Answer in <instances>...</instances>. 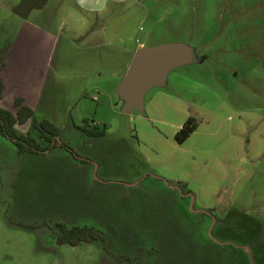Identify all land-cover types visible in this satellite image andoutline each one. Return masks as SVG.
<instances>
[{
	"label": "rangeland",
	"instance_id": "obj_1",
	"mask_svg": "<svg viewBox=\"0 0 264 264\" xmlns=\"http://www.w3.org/2000/svg\"><path fill=\"white\" fill-rule=\"evenodd\" d=\"M19 1L0 0V36L20 26ZM143 1L134 41H183L195 58L147 90L143 111H124L116 77L81 96L59 139L94 164L64 147L20 153L0 133V264H264V0ZM217 206L238 212L223 221ZM57 222L101 236L60 242Z\"/></svg>",
	"mask_w": 264,
	"mask_h": 264
},
{
	"label": "crops",
	"instance_id": "obj_2",
	"mask_svg": "<svg viewBox=\"0 0 264 264\" xmlns=\"http://www.w3.org/2000/svg\"><path fill=\"white\" fill-rule=\"evenodd\" d=\"M145 2L46 0L27 16L19 14L23 20L18 29L11 36H0L4 43L0 47V105L15 112L20 106L16 99L21 98L22 104L34 110L41 108L56 125L67 122L72 117L70 108L97 86L95 82L106 75L119 79L118 85L135 50L146 46L134 41L145 17ZM133 21L131 30H123ZM107 131L94 138L106 137ZM216 208L224 221L234 206Z\"/></svg>",
	"mask_w": 264,
	"mask_h": 264
},
{
	"label": "trees",
	"instance_id": "obj_3",
	"mask_svg": "<svg viewBox=\"0 0 264 264\" xmlns=\"http://www.w3.org/2000/svg\"><path fill=\"white\" fill-rule=\"evenodd\" d=\"M46 0H20L14 5L13 9L15 12L22 16H27L29 10L34 6H43ZM3 92V82L0 77V99ZM20 106L15 112L12 110L2 107L0 105V133L13 140L17 145L20 153L25 151L30 152H44L45 149H51L56 145V136L59 135V126L50 121L49 119L42 117L40 118L36 111L25 104H22V99H16V105ZM30 120V125L25 132H21L17 128V124H23ZM94 126V128L83 125L82 128L92 136H104L107 131V126ZM198 126L196 117L190 115L182 124L176 138L179 142H183ZM60 145L67 147L72 150L70 145L62 142ZM238 212L237 209L232 208L227 216ZM243 213V212H242ZM219 219L215 223L220 224ZM59 225L64 228L60 240H66L72 243L77 242L80 239L87 238L90 236L88 232V226L74 225L72 227H66L63 223ZM91 233V232H90Z\"/></svg>",
	"mask_w": 264,
	"mask_h": 264
},
{
	"label": "water",
	"instance_id": "obj_4",
	"mask_svg": "<svg viewBox=\"0 0 264 264\" xmlns=\"http://www.w3.org/2000/svg\"><path fill=\"white\" fill-rule=\"evenodd\" d=\"M194 54L193 47L183 41L138 47L117 86L118 92L126 100L124 111H130L133 107L143 111L147 90L164 84L168 72L176 66L191 62L195 58Z\"/></svg>",
	"mask_w": 264,
	"mask_h": 264
},
{
	"label": "flooded vegetation",
	"instance_id": "obj_5",
	"mask_svg": "<svg viewBox=\"0 0 264 264\" xmlns=\"http://www.w3.org/2000/svg\"><path fill=\"white\" fill-rule=\"evenodd\" d=\"M82 126H83V125H82ZM82 126H81V128H82ZM86 126H87V127H90V128H94V126L89 125V124H87ZM95 126H97V125H95ZM82 130H84V129L82 128ZM84 132H85L88 136H90V137H92V138L96 137V136H92V135L88 134L85 130H84ZM53 142H56V143H55L56 145H54L53 148L64 147L65 149H67L68 151H70L72 154H74L76 157L80 158L82 161H89V162H91V163L94 164V162H95V160H96V159H94V158H92V157H90V156H86V155L80 156V155L76 152V149L73 147V145H72L71 143H69L68 141L60 140V139H59V135L56 136V140H54ZM62 142H65L67 145H70V146L72 147V150H71V149H68V148L65 147V146L60 145ZM47 150H50V149H49V148H48V149H45V151H47ZM94 172H95V171H94ZM216 219H217V218H216ZM215 222H216V221H215ZM61 223H63L66 227H69V226L66 225L65 222H61ZM57 224H59V222H57ZM89 226H91V225H89ZM60 228H61L62 231H64V228H62L61 226H60ZM88 231L91 232V233L88 232V233L90 234L89 237H87V238H83V239H80V240H78V241L75 242V243H72V242H69V241H66V240H60V242H68V243H70V244H77V243H79L80 241H92V240H95V239H99L100 236H101V233H100L99 231L94 230L93 227H88ZM127 258H129V257L127 256Z\"/></svg>",
	"mask_w": 264,
	"mask_h": 264
}]
</instances>
